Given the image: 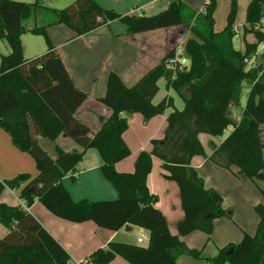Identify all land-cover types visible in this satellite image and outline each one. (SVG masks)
I'll use <instances>...</instances> for the list:
<instances>
[{"label": "trees", "instance_id": "1", "mask_svg": "<svg viewBox=\"0 0 264 264\" xmlns=\"http://www.w3.org/2000/svg\"><path fill=\"white\" fill-rule=\"evenodd\" d=\"M216 10L217 0H208L199 13L182 0H169L166 10L150 17L122 18L102 9L94 0H77L64 10L47 8L40 0H0V41H7L11 48L9 55L1 57L0 128L17 150L32 156L38 171L35 178L22 174L0 180V225L7 230L0 240V264H72L67 250L29 212L36 201L70 223L91 222L113 232L138 227L150 234L147 247L111 242L96 250L85 264H111L117 258L128 264H178L181 257L200 260L203 251L190 249L182 238L194 232L210 236L216 221L233 220L235 215L232 209L223 208V196L207 189L192 167L195 157H206L201 134L223 138L231 128L220 146L212 145L209 161L264 186V65L246 70V62L264 39L259 37L257 44L246 43L244 51L239 50L234 43L238 34L234 29L237 0H232L227 25L219 33L215 31ZM31 19L35 25L26 28L25 23ZM117 20L126 24L129 36L184 27L191 35L184 47L190 66L182 64L181 57L177 63H170L174 47L133 86H127L121 76L110 71L106 94L99 102L112 114L108 119L99 116L100 128L93 133L76 117L88 94L76 87L48 29L65 26L80 38ZM263 20L264 0H252L246 25L257 26ZM243 31L248 33L246 26ZM26 32L45 38L46 52L42 56L25 58L21 38ZM162 79L166 90L174 91L184 103L182 111L174 108L170 97L153 104ZM245 82L251 90L240 119L235 120L233 109L241 108ZM171 108L174 112L167 118L163 138L153 139L152 150L138 155L132 174L119 173L116 165L132 155L124 141L129 129L125 115H141L148 123ZM62 135L81 150L66 152L58 143ZM42 140L49 141L52 150L45 149ZM91 149L99 153L101 172L117 190V200L76 202L64 186L67 177L73 184L78 183V167ZM154 159L161 162L164 179L176 183L180 190L185 217L178 224L177 235L171 234L165 216L155 208L158 197L149 190ZM6 189L19 192L25 206L3 203L1 195ZM260 191L264 199V187ZM255 211L260 220L255 235L244 233L240 243L229 244L219 250L217 257L207 259L209 264H262L264 204Z\"/></svg>", "mask_w": 264, "mask_h": 264}, {"label": "rangeland", "instance_id": "2", "mask_svg": "<svg viewBox=\"0 0 264 264\" xmlns=\"http://www.w3.org/2000/svg\"><path fill=\"white\" fill-rule=\"evenodd\" d=\"M13 1L23 2V3H35L37 0H13ZM76 1L77 0H40L43 6L56 10H64L70 7ZM94 1L102 9L107 11H112L117 15H120L122 18L131 16L132 13L136 12L137 9L138 10L144 9V14L146 17H150L167 9L166 0H161L159 2H156V0H94ZM251 1L252 0H237V17L235 20L234 29L238 33L237 34L238 38L235 39L234 43L236 48H238L241 51H244L246 45V43H244L246 39L243 40L244 35L245 38H249V40H251L249 42L250 44L253 45L258 43L259 37L264 39V20L262 21V23H260L257 26L246 25L247 9ZM190 2L192 3V9L195 11H199L200 9H202L204 3L205 2L207 3V0H190ZM231 9H232V0H217V10L214 15V20L216 22L215 23L216 32L219 33L223 31L224 28L226 27L228 22V16L231 12ZM40 24L41 23H38L37 25L40 26ZM34 25H35L34 19H31L30 21L25 23L26 28L33 27ZM245 26L248 30L247 34L244 33L243 31ZM183 30H185L184 27L170 28L168 30L161 29L148 33L138 34L135 35L136 36L135 37V36H129L127 34L128 29L126 24L121 20H117L112 22L110 26L102 27L99 30V35L89 37L87 40L73 42L68 46V48H63V50L61 51L64 54H67L68 57L73 55L78 57V62L80 64L77 65L76 71L73 72L75 79L79 78V81L81 80L82 82H84L83 86L86 89V91H88L89 93L96 92V94H99L101 88H105V89L107 88V75L106 73L102 72V68H100L101 61L107 58L109 59L108 61L110 62L111 65H113L114 68L118 67V69H120L121 65L125 62L126 57L129 54L127 53V51L131 50L130 49L131 47L129 46H134L137 50H139L142 48L141 46L144 43H146L145 40L148 41L147 43L150 42L149 44L151 45V49H149L148 52L144 51L149 57L146 60V62H148L146 63V67H149V64H151L150 67H152L153 63H160L166 51H171L174 47L176 49L175 51L182 49L181 53H179L181 54L179 56V58L181 57L180 58L181 63L190 66V62L185 58L186 55L184 53V47L186 45V41L191 37V35L189 32L186 34V36L180 35V33ZM56 32L59 35L61 34L59 33L58 29H56ZM59 35L55 34L54 36L55 43H61L62 41H64L63 37ZM126 38L130 39L131 42L137 40L138 41L134 45L127 42ZM21 40L23 47H25L24 55L27 59L40 57L46 52V41L45 38L42 36H35L29 32H26L22 36ZM10 53H11V48L7 43V41L5 40L0 41V66H1V57L9 55ZM261 64L264 65V42L259 45L254 55L246 62V70L247 71L254 70ZM94 69H97V73L94 72ZM89 70H93V74L89 75L88 73ZM117 74L122 76L123 72L121 73L117 72ZM163 82L164 81H162L160 84L162 89L164 88ZM250 90H251V85L248 82H245L243 84L241 108L233 109V117L235 120L240 119L242 108H244L246 105ZM162 97H163V93L161 90V93L158 95L155 102H157V100H160ZM178 102L183 103L180 100H178ZM137 116H140L139 118H143L141 115H137ZM151 128L152 127H149L148 130H151ZM261 130H262L263 143H264V125L261 127ZM231 132L232 129L230 128L223 136V139H226L231 134ZM139 135L146 137L148 133L146 132V130L141 131L138 127H136V125L133 124L129 129V133H128V137L130 138L129 141L132 147H134L135 145H137V143L140 142L141 138ZM211 139L215 140L216 143L221 141L220 138H214L208 135L203 136L202 141L207 152L210 151L209 141ZM43 145L45 149L49 151L52 150V144L49 141L43 140ZM90 155L94 156L91 159L92 161L91 165H94L96 160L101 161L100 155L95 149L90 150ZM94 158L96 160H94ZM152 171H153L152 172L153 185H155L156 190L159 191V194L157 196L159 198H162L164 197V194L162 193V190L164 189L163 183L167 182V184H169V182L166 181L162 176V170L157 161L154 162ZM222 172H224V174H226L229 178H233L230 177L231 175L228 172H226V170ZM37 174L38 173L34 172V176L31 177L35 178ZM76 176H78V173L76 174ZM78 179L79 177L77 178V180ZM231 180H234L233 182L235 184V187L234 190H230V189L225 190V193L228 195L226 198L227 199L226 208H232V210L236 212L237 216L235 215L236 217L233 220H227V221L225 220L224 222L216 221L213 234L210 236L202 232H194L192 237H190V239L188 240L187 246L192 250L203 251L202 258L200 260H192L183 257L180 260V263L186 262V264H209L207 259H214L215 257H217L219 252L218 249L225 248L226 246H228L229 243H235V244L240 243L242 239L241 227L244 223L247 222L250 223L251 225H255V229H256V218L259 217L255 211V207L264 204V199L260 191V189L263 188L264 186L260 183L257 184L251 180H247L244 183H241L236 178ZM71 184L73 186L77 185V184H73L72 182ZM70 186L71 185L69 184V187ZM169 186H174L176 191L177 188L176 184L173 183V185H169ZM169 189L170 191H172L171 187ZM74 195H76V193ZM98 195L93 197H100V199L105 198L106 201L117 200L119 197V194L115 189V187L108 181H105L103 187L102 186L99 187ZM171 200L172 199H169L167 201L163 200V201L166 205H168L170 204ZM252 217L255 218L254 224H252ZM229 234L232 236H236V238H233L231 242L226 244L225 239ZM248 235H250V233ZM254 235L255 234H251L250 236H254ZM140 237L145 239V241L142 245L139 244V246L147 247L149 241H147L146 239L150 237L149 233L140 231V229H136L133 233L128 232L126 230L121 231V233L118 235L117 241L115 242L124 241L128 244L137 245V240ZM75 259L76 261L72 260V264H77L81 258H79L78 256Z\"/></svg>", "mask_w": 264, "mask_h": 264}, {"label": "crops", "instance_id": "3", "mask_svg": "<svg viewBox=\"0 0 264 264\" xmlns=\"http://www.w3.org/2000/svg\"><path fill=\"white\" fill-rule=\"evenodd\" d=\"M159 1L161 0H158V1L156 0V2H159ZM166 1H167V7H168L169 0H166ZM182 1L191 10H193L192 3L190 2V0H182ZM202 10H203V7L199 11H195V10L193 11L196 13H199ZM138 14H142V16L143 15L145 16L144 9L143 10L137 9L136 12L132 13V15H138ZM110 25L111 23L107 26H110ZM101 28H99L98 30L86 36L80 37V38H75L74 33L65 26H53L48 29L49 37L51 38V41L53 45L57 48V50L58 51L60 50L59 52L61 54L63 62L66 65L69 73L71 74L76 87L79 90L88 94L87 101L79 109L76 117L79 121L89 126L93 133H96L100 128V123L98 119L99 116L104 117L105 119H108L112 114V112L109 109H107L105 106H103L99 102V100L105 96L106 89L101 88L99 94H96V92L89 93L88 91H86V89L83 86L84 82H82L81 80L79 81V78L75 79L73 75L74 74L73 72L76 71L77 65L80 64L78 62V57L74 55L68 57V55L64 54L61 50H63V48H68V46L73 42L87 40L89 37L99 35V30ZM176 28H182V27H176ZM56 29H58L59 33H61L60 35L56 32ZM55 34L62 36L64 41H62L61 43H55L54 42ZM186 34L187 32L185 30H183L180 33V35H185V36ZM243 40H245L244 43H250L249 41H251L249 40V38H245V35L243 37ZM126 41L135 45L138 40L131 42L130 39L126 38ZM145 42L146 43H144L141 46L142 48L139 50H137L134 46H129L131 47L130 48L131 50L127 51V53L129 54L126 57L125 62L121 65L120 69H118V67L114 68L113 65H111L110 62L108 61L109 59L107 58L101 61L100 68H102V72L106 73L107 78H108V74L110 71H113L116 74L117 72L118 73L123 72L121 77L123 78L126 85L127 86L135 85L150 70L154 69L155 67L159 65V63H153L152 67H150L151 64H149V67H146V63H148L146 62V60L149 58L146 52H148V50L151 49V45L149 44L150 42L147 43L148 42L147 40H145ZM23 48L25 49V47ZM167 53H169V51H166L163 57H165ZM94 72L97 73V69H94ZM88 73L89 75L93 74V70H89ZM162 81H164L163 89L160 86ZM165 87H166V81L164 79L160 80L159 81V89H160L159 94L161 93V90H162L163 97L160 100H157V102H155L159 95L158 94L153 100V104L158 105L166 97H170L174 101V108L176 110L182 111L184 109V103L178 102V100L181 101V99L177 96V94L172 90L167 91ZM173 112H174V109L171 108L167 110L165 115L158 116L152 119L148 123L144 122V118H139L140 116H137V115L127 116L128 121H129V129L134 124L141 131L146 130L148 135L144 137V136H140L141 135L140 134L139 135L141 138L140 142L137 143V145H135L134 147H132L129 141L130 138L128 137L129 129L124 134V141L126 142L128 147L131 149V151L132 150L134 151H132V155L128 159L116 165V170L119 173L132 174L134 172L135 163L137 161L138 155L142 151L150 152L152 150L151 141L153 139L163 138L164 133L167 128V118ZM149 127H152L151 130H148ZM203 136L205 135L201 134L199 136V139L202 145H203V141H202ZM222 139L223 138H220L221 141H219L218 143H216L215 140L211 139L209 141L210 143L209 152L206 151L203 145L207 158L206 157H195L192 161V167L198 172L199 176L204 180L207 189L216 190L223 196L224 209H232V208H226L227 207L226 198L228 195L225 193V190L226 189L234 190V187H235V184L233 182L234 180H231V179L236 178L241 183H244L247 180L241 179L226 170V172H228L231 175L230 177H233V178H229L226 174H224V172H222L224 171L222 168L216 166L215 164L209 161L208 158L212 155V148H211L212 145L220 146L222 142L225 140V139L223 140ZM58 143L66 152H71L73 150H81V148L77 144H75L71 139H69L65 135H62L58 139ZM42 144H43V140H42ZM92 157L94 156L90 155V150H89L85 160L78 167V172H77L78 176H76V179L79 177L78 179L79 183L76 186H73L71 184V179L69 177L65 178L63 181V184L67 188V190L70 192L72 199L76 202L81 201L85 198L88 200H94V201H103V200L106 201L105 198L100 199V197H93V196L98 195L99 187L100 186L103 187L105 181L107 180L103 177L102 172H101L102 160L98 161L94 158V160H96L95 164L91 165ZM155 161L159 163L160 168H161V162L158 159L153 160V166H154ZM34 172L38 173L36 169L35 161L32 158V156H30L29 154L22 153L19 150H17L13 146L9 135L0 128V180L1 181L2 180H12L13 178L19 175H22V174H29L30 176H34ZM163 174L164 172L162 171V176ZM81 179H82V182H81ZM168 182L169 184H167V182L163 183L164 189L162 190V193L164 194V197L162 198H159L157 196L159 194V191H157L156 186L153 185L152 173L148 179V186H149L150 193L158 197V202L155 204V208L161 211L163 215L165 216L171 234L177 235L178 224L181 221H183L185 214H184V211L181 205L179 187L174 182H171V181H168ZM173 183L176 184V187H177L176 191H175L174 186H169V185H173ZM69 184L71 185L70 187H69ZM170 187L173 193L172 191H170L169 189ZM75 193L76 195H74ZM169 199H172V200L170 204L166 205L163 200L167 201ZM1 201L9 206H23V207L25 206V203L20 199L19 192L10 190V189H6L2 193ZM29 212L33 216H35V218L51 233V235L62 244V246L70 254L72 260L76 261L75 258L79 256V258H81L79 262L87 260L96 250L104 249L107 247L109 243L117 241L118 235L121 233V231L125 230V229H122L118 232H113V231L100 229L91 222L84 223V224H74L70 222L67 223V221L64 222V220L59 219L55 217L54 215H52L39 201L35 202V204L29 209ZM235 215H236V212H235ZM235 215H234V218L237 216ZM254 221H255V218L252 217V224H254ZM259 221H260L259 218H256V229H255V225H251L250 223H247V222L244 223L241 227L242 238H243L244 233H247V234L250 233V235L255 234L256 233L255 230L257 231ZM221 222H224V221H221ZM136 229H140V228L132 227V229L128 230V232L133 233ZM140 231L147 232L143 229H140ZM6 233H7V230L3 226L0 225V240L6 235ZM193 234H191L190 236L186 238H182V241L187 245L188 240L190 239V237H192ZM233 238H236V236H232L230 234L227 235V238L225 239L226 244L231 242ZM118 242L126 243L124 241H118ZM229 244H235V243H229ZM132 245H135V244H132ZM137 245H139L138 240H137ZM219 250L220 249H218V251ZM182 258L183 257L179 259L178 264H186V262L180 263V260ZM111 264H128V263L125 262L121 258H117ZM262 264H264V258H263Z\"/></svg>", "mask_w": 264, "mask_h": 264}, {"label": "built area", "instance_id": "4", "mask_svg": "<svg viewBox=\"0 0 264 264\" xmlns=\"http://www.w3.org/2000/svg\"><path fill=\"white\" fill-rule=\"evenodd\" d=\"M158 1V0H157ZM139 13V12H138ZM138 16H142V14H138ZM237 38H238V36H237ZM236 38V39H237ZM181 51H182V49H179L178 51H176L175 52V56H174V58L170 61V63L171 64H174V63H177V61L179 60V56L181 55V54H179V53H181ZM146 240H148L149 241V239H146ZM144 241H145V239H143L142 237H140L139 239H138V243L140 244V245H142L143 243H144ZM77 264H85V262L84 261H81V262H78Z\"/></svg>", "mask_w": 264, "mask_h": 264}]
</instances>
